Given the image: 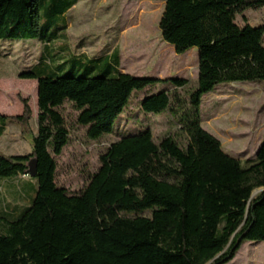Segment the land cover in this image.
<instances>
[{
  "label": "trees",
  "instance_id": "trees-1",
  "mask_svg": "<svg viewBox=\"0 0 264 264\" xmlns=\"http://www.w3.org/2000/svg\"><path fill=\"white\" fill-rule=\"evenodd\" d=\"M150 1L165 3L163 41L176 54L198 50L197 88L187 98L178 92L186 80L120 72L118 50L104 58L64 60L58 48L53 57L59 65L52 66L50 42L68 30L66 15L79 0H0V42L37 40L44 46L37 65L19 78L43 85L50 110L73 105L88 140L110 136L133 94L161 83L172 89L146 97L140 109L168 113L180 126L159 142L151 130L119 138L100 155L84 188L71 194L56 182V157L69 145V130L62 118L41 110L32 152L0 156L1 182L29 177L18 187L23 206L3 202L0 264H229L244 242H264V191L251 200L264 189V141L244 166L202 128L200 116L203 97L218 85L264 83V27L236 23L245 11L264 8V0ZM69 62L86 73L62 76ZM99 68L104 75L88 76ZM22 102V116H0V139L11 121L29 130L32 112L29 101ZM33 163L36 189L28 175Z\"/></svg>",
  "mask_w": 264,
  "mask_h": 264
},
{
  "label": "rangeland",
  "instance_id": "rangeland-1",
  "mask_svg": "<svg viewBox=\"0 0 264 264\" xmlns=\"http://www.w3.org/2000/svg\"><path fill=\"white\" fill-rule=\"evenodd\" d=\"M164 7V2L150 0H79L66 15L68 30L61 32L63 37L50 42L47 56L56 67L59 64L55 55L61 52L58 48L65 51L59 55L64 60L72 55L104 58L118 50L120 72L135 78L186 80L188 84L178 92L187 98L197 88L198 50L192 48L184 54H176L174 48L163 41L159 22ZM236 23L241 27H264V8L245 11L238 15ZM42 24L45 25L44 22ZM0 51V116H22L24 99L29 101L32 112L28 131L14 121L8 123L0 139V156L27 155L32 152V135L37 133L39 112L49 111L50 107L43 85L36 80L20 79L19 75L37 65L44 46L37 40H5L0 42ZM85 73V69L74 68L70 62L61 70L62 76L73 74L80 77ZM104 73L105 68H99L88 76L98 77ZM114 75L112 72L108 76ZM171 89V84L161 83L135 92L115 121L112 134L99 142L87 139L86 128L77 123L78 111L70 103L50 110L53 117L65 121L70 133L69 145L62 155L56 157L58 186L71 194L79 193L99 168L100 155L119 138L151 130L154 140L159 142L167 135L176 134L180 129L176 117L168 113L146 114L140 109V101L146 97ZM200 116L202 128L220 141L224 152L247 166L264 141V83L218 85L203 97ZM180 141L186 144V136L183 135ZM31 179L36 189L37 181ZM7 184L0 181V206L3 202L16 203L5 191ZM33 188L23 187L27 196L34 195ZM263 191L255 190L252 198H257ZM17 204L22 206L25 202L20 200ZM145 216H150V213H145ZM229 264H264V242H244Z\"/></svg>",
  "mask_w": 264,
  "mask_h": 264
},
{
  "label": "crops",
  "instance_id": "crops-1",
  "mask_svg": "<svg viewBox=\"0 0 264 264\" xmlns=\"http://www.w3.org/2000/svg\"><path fill=\"white\" fill-rule=\"evenodd\" d=\"M1 93H0V114L2 113V108H1ZM29 180V177H26V176H23V177H20L19 180H17L16 182H5V183H8L7 185H5V191L6 193H8L12 198L13 200L16 202V203H11L10 202H5V204H10L11 207H18V204L17 202L18 201H24L23 200V196H20L19 194V184H21V182H28ZM9 188V189H8ZM2 188H0V191H1ZM8 190V192H7ZM2 206H0V212H1V209H2ZM23 206V205H22ZM4 221L0 220V229H2V227H4Z\"/></svg>",
  "mask_w": 264,
  "mask_h": 264
},
{
  "label": "water",
  "instance_id": "water-1",
  "mask_svg": "<svg viewBox=\"0 0 264 264\" xmlns=\"http://www.w3.org/2000/svg\"><path fill=\"white\" fill-rule=\"evenodd\" d=\"M28 175H29L30 177H32V178L36 177V164H35V163H33V164L30 166V170H29ZM252 199H253V198L251 197V200H252Z\"/></svg>",
  "mask_w": 264,
  "mask_h": 264
}]
</instances>
